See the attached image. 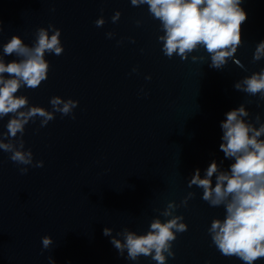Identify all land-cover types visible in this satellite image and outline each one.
I'll use <instances>...</instances> for the list:
<instances>
[{"label": "water", "instance_id": "obj_1", "mask_svg": "<svg viewBox=\"0 0 264 264\" xmlns=\"http://www.w3.org/2000/svg\"><path fill=\"white\" fill-rule=\"evenodd\" d=\"M241 7L247 13L243 43L217 70L209 67L203 47L187 60L166 57L158 41L164 34L160 21L147 5L0 0V56L13 35L32 46L37 29L49 25L61 30L64 48L59 56L45 53L50 69L39 87L22 86L15 95L49 111L53 96L79 102L75 119L56 113L45 127L39 118L25 126V150L43 167L17 165L0 150V264H50L49 257L55 264H157L150 256L128 260L126 251L121 257L103 229L146 234L154 218H170L160 215L169 202L180 204L189 192L195 196L174 213L184 217L188 230L177 233L175 255L165 254L166 264H244L222 255L208 233L213 219L224 218L223 206H209L201 188L188 187L197 168L203 178L213 160L223 161L225 170L234 162L219 150L228 111L244 103L246 120L255 123L259 114L264 122V100L234 88L264 68V59L253 61L264 41V0H242ZM117 11L121 16L113 23ZM101 16L105 24L97 27ZM11 117L0 118V134ZM21 167L28 172L21 174ZM46 235L53 244L42 251Z\"/></svg>", "mask_w": 264, "mask_h": 264}, {"label": "clouds", "instance_id": "obj_2", "mask_svg": "<svg viewBox=\"0 0 264 264\" xmlns=\"http://www.w3.org/2000/svg\"><path fill=\"white\" fill-rule=\"evenodd\" d=\"M241 3L242 0H131L132 6L147 5L149 14L160 21L164 34L158 37V41L162 42L161 50L166 57L171 59L178 55L187 60L190 53L203 47L210 57L209 67L217 70H222L229 60L234 59L243 43L241 25L246 21L247 13ZM120 16L119 11L115 12L112 22H117ZM104 24L103 16L95 21L97 27ZM106 36L112 38L114 33L108 32ZM60 37L61 30L49 25L48 28L37 29L32 46L25 44L18 35H13L3 45V56H0V118L9 114L12 117L6 125L7 131L0 134V150L9 153V159L17 165L40 168L44 164L42 160L33 161L31 149L25 150L23 135L30 121L35 122L39 118L40 127H45L55 119L56 113L75 119L73 110L79 103L76 100L53 96L50 99L52 110L49 111L41 106H29L26 96L15 95L22 86L35 89L47 79L50 65L45 53L63 54ZM12 55L19 59L5 62L4 57ZM204 59L203 56H192L193 61ZM261 59H264V41L256 45L253 54L254 62ZM235 62L239 64V61ZM234 88L250 96L259 95V99L264 100V68L235 82ZM225 116L226 119L220 123L223 135L219 150L225 159L234 162L225 170L221 167L223 161L218 164L213 160L203 178L197 168L188 181V187L201 188L202 199L209 206H223L225 209L224 218L213 219L208 228L212 243L221 254L236 256L244 264H255L264 258V122H261L259 114L255 116V123L246 120L250 113L244 103ZM27 172L28 167L20 168L21 174ZM194 196V192H189L180 204L169 202L160 215L170 218L164 222L154 218L146 234L124 228L112 235L113 229L105 227L103 235L111 237L110 243L121 257L126 251V259L131 261L150 256L157 264H166L167 257L175 255L172 242L176 240L177 233L188 230L184 217L174 213L177 208L186 207ZM52 244L50 236L42 237V251ZM49 262L55 264L53 257H49Z\"/></svg>", "mask_w": 264, "mask_h": 264}]
</instances>
